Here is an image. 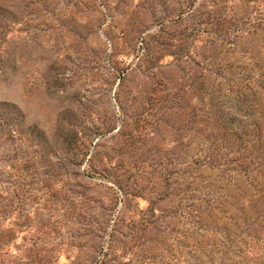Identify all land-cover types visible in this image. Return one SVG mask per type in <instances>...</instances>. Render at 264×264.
<instances>
[{
    "label": "rangeland",
    "instance_id": "374dc122",
    "mask_svg": "<svg viewBox=\"0 0 264 264\" xmlns=\"http://www.w3.org/2000/svg\"><path fill=\"white\" fill-rule=\"evenodd\" d=\"M193 1L22 0L15 11L18 23L13 24L9 14L4 20L8 26L0 34L6 35V43L0 48V102L17 105L25 127L37 126L51 139L61 131L98 128L101 135L94 137L93 148L98 144L96 151L104 154L105 163L116 166L114 172L123 186L118 196L124 201L117 211L127 220L142 218L149 199L165 195L168 182L173 184L170 199L160 202L165 214L175 207L172 202L176 203L180 195L184 132L175 118L165 119L169 120L167 125L161 121L160 127L152 128L150 120L155 123V119L149 116L150 88L158 82L190 84L194 72L201 73L196 67H218L223 58L216 61L215 56L223 53L224 57L231 51L228 46L214 48L216 43L212 44L211 35H194L189 42L194 45L190 57L178 62L167 56L161 61L162 68L155 74L149 72V31L158 29L163 22L168 33L179 36L182 29L189 30L178 19ZM257 1L263 8L264 0ZM210 4L213 5L206 6ZM10 5L7 4V11H11ZM253 5L245 0L225 3L228 16L247 13L252 19L260 18ZM243 46V52L254 54L257 61L263 60L264 32L250 36ZM200 55L206 56L207 61L198 66L196 60L202 61ZM228 56L233 63V55ZM247 62L243 59L233 65L244 67ZM191 136L196 139L195 134ZM195 141L192 147L196 149L199 140ZM6 154L13 156L14 152L6 149ZM54 164L62 168L64 178L70 179L71 190L84 192L76 187L74 179L93 187L87 194L96 201L91 203L96 214L102 203L107 204L116 196V190L109 188L111 184L74 176L82 175L85 167L74 169L67 160L58 159ZM7 167L3 187L8 207L1 221L6 234L0 245V264H89L90 246L72 238L74 233L83 234V230L75 231L84 225L58 216L55 200L46 202L51 192L45 191L41 177H26L24 181L34 183L23 185L27 192L10 206L14 180L9 178L13 170ZM79 199L86 202L82 210H87L90 204L85 198ZM173 226L166 229L167 235ZM177 231L169 241L154 245L118 243L113 249L117 254L114 264H181ZM260 235L263 240L242 247L246 256L240 258L233 252L227 264H264V232ZM215 264L222 261L217 257Z\"/></svg>",
    "mask_w": 264,
    "mask_h": 264
},
{
    "label": "trees",
    "instance_id": "16d2710c",
    "mask_svg": "<svg viewBox=\"0 0 264 264\" xmlns=\"http://www.w3.org/2000/svg\"><path fill=\"white\" fill-rule=\"evenodd\" d=\"M21 1L0 0V34L8 26L4 25L8 14L13 24L18 23L15 11ZM226 1L194 0L178 19L182 26L189 28L182 29L179 36L168 33L164 22L158 29L149 31V72L152 74L162 68L161 61L167 56L178 62L190 57L194 45L189 42L194 35H211L212 44L216 43L214 48L228 46L232 51H227L224 57L223 53L215 56L216 61L223 58L218 67H196L201 73L198 75L195 71L190 84L158 82L149 90V116L155 119V123L150 120L152 128L160 127L161 121L167 125L169 120L165 119L175 118L186 144L179 200L170 201L175 207L169 209V214H165L160 202L170 199L173 186L170 182L165 195L149 199V207L138 221L127 220L117 211L118 205L124 203L118 196L123 186L114 172L116 166L105 163L104 154L96 151L98 144L93 148L94 137L101 135L98 128L61 131L51 139L37 126L25 127L17 105L0 102V245L5 242L6 234L1 221L8 207L5 205L7 191L3 187L7 166L13 170L9 178L14 180L10 206L27 192L23 185L34 183L32 179L24 181L26 177H41L45 191L51 192L46 202L55 200L58 216L73 218L78 225H84L75 231L83 230V234L74 233L72 238L90 246L89 264H114L117 254L113 249L118 243L154 245L169 241L177 230L181 264H215L217 257L222 264H227L233 252L243 258L246 255L242 247L263 240L260 233L264 232V58L257 61L254 54L242 50L250 36L264 32V7L257 0H245L254 4L252 9H256L260 18L252 19L247 13L228 16ZM8 3L11 11H7ZM207 3L213 5L206 6ZM190 19L193 21L187 23ZM5 40L6 35H0V48ZM229 53L233 55L231 64ZM199 57L202 61L196 60L198 66L207 61L206 56ZM243 59L249 62L244 67H234L233 64ZM191 134L199 140L196 149L192 147L196 139ZM6 149L12 150L13 156L6 154ZM55 159L67 160L74 169L85 167L82 175L75 173L74 176L111 184L109 188L116 190V196L107 204L102 203L96 214L91 204L96 201L87 194L93 187L74 179L76 187L84 192L71 190L70 179L64 178L62 168L54 164ZM79 198H85L90 204L87 210H82L86 202ZM16 204L19 205L18 201ZM167 219L170 220L165 223ZM171 226L173 229L167 235L166 229Z\"/></svg>",
    "mask_w": 264,
    "mask_h": 264
}]
</instances>
